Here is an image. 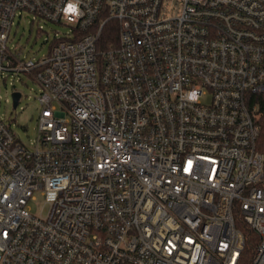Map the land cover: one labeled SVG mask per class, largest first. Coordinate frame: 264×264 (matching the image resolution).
Here are the masks:
<instances>
[{
	"label": "built area",
	"instance_id": "2783aa9c",
	"mask_svg": "<svg viewBox=\"0 0 264 264\" xmlns=\"http://www.w3.org/2000/svg\"><path fill=\"white\" fill-rule=\"evenodd\" d=\"M22 12L70 32L25 59ZM19 72L41 111L32 146L0 117V264H241L235 214L264 264V0H0V79Z\"/></svg>",
	"mask_w": 264,
	"mask_h": 264
},
{
	"label": "rangeland",
	"instance_id": "374dc122",
	"mask_svg": "<svg viewBox=\"0 0 264 264\" xmlns=\"http://www.w3.org/2000/svg\"><path fill=\"white\" fill-rule=\"evenodd\" d=\"M69 32L70 27L63 23L39 19L32 21L26 12H22V15L17 14L14 18L7 45L18 50L25 59H37L48 53L54 37ZM13 91L21 94L16 107H13ZM39 92V84L29 73H8L5 79H0V117L26 146H32L37 135L41 111L37 99ZM27 206L32 214L40 217H45L49 210L41 190L33 192Z\"/></svg>",
	"mask_w": 264,
	"mask_h": 264
},
{
	"label": "trees",
	"instance_id": "16d2710c",
	"mask_svg": "<svg viewBox=\"0 0 264 264\" xmlns=\"http://www.w3.org/2000/svg\"><path fill=\"white\" fill-rule=\"evenodd\" d=\"M111 29L116 31V22H108V26H106V29L104 28L101 45H104V43L108 41L107 39H109L110 36L109 30ZM255 103L257 105V123L259 125V135L256 141V147L264 154V93L255 96ZM235 223L244 235V248L241 253V264H248L253 255L259 236L238 214H235Z\"/></svg>",
	"mask_w": 264,
	"mask_h": 264
},
{
	"label": "water",
	"instance_id": "95a60500",
	"mask_svg": "<svg viewBox=\"0 0 264 264\" xmlns=\"http://www.w3.org/2000/svg\"><path fill=\"white\" fill-rule=\"evenodd\" d=\"M11 96H12V101H13V107H16L18 99L20 97V92L14 91L12 92Z\"/></svg>",
	"mask_w": 264,
	"mask_h": 264
},
{
	"label": "clouds",
	"instance_id": "9594fccd",
	"mask_svg": "<svg viewBox=\"0 0 264 264\" xmlns=\"http://www.w3.org/2000/svg\"><path fill=\"white\" fill-rule=\"evenodd\" d=\"M70 8H71V9H74V11H76V8H75V7L70 6ZM195 96H196V94H195V92H193V93L191 94V98H192V99H195Z\"/></svg>",
	"mask_w": 264,
	"mask_h": 264
},
{
	"label": "snow or ice",
	"instance_id": "6c2138e0",
	"mask_svg": "<svg viewBox=\"0 0 264 264\" xmlns=\"http://www.w3.org/2000/svg\"><path fill=\"white\" fill-rule=\"evenodd\" d=\"M69 10H70V11H74V9H71V8H70Z\"/></svg>",
	"mask_w": 264,
	"mask_h": 264
}]
</instances>
